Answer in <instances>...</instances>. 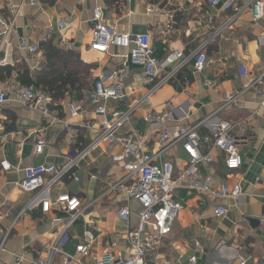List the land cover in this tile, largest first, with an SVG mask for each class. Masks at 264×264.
I'll return each mask as SVG.
<instances>
[{
	"label": "crops",
	"instance_id": "0c3cea01",
	"mask_svg": "<svg viewBox=\"0 0 264 264\" xmlns=\"http://www.w3.org/2000/svg\"><path fill=\"white\" fill-rule=\"evenodd\" d=\"M232 1L237 6L249 0ZM37 2L31 7L28 0H0V82L13 74L17 76L16 70L22 66L30 74L38 71L44 62L41 45L51 41L63 49L59 45V38L63 36L74 45L72 53L76 60L91 66L89 87L81 93L74 92L59 104V108H53L60 118L68 117L67 103L80 108L81 116L74 121L78 127L69 133L60 125L50 124L35 111L16 104L0 106V264H35L44 245L60 229L50 226L48 216L41 215L38 209H27L30 196L16 185L23 179L25 167L63 165L72 144L81 148L95 138L97 116L87 99L94 82L101 77L106 85L118 84L124 94L118 102H108L110 107L125 111L140 104L131 127L147 140L150 153L154 152V137L161 127L144 124L141 115L146 110L163 111L166 102L171 103L180 124L193 126L207 118L226 121L234 125V135L239 139L242 157L239 170L228 171L222 156L215 152L216 164L203 165L200 172L230 186L238 183L240 197L215 200L185 189L176 191L174 198L184 205V210L157 255H148L146 264H187L193 255L197 256L198 264H240V258L245 260V264H263L264 224L260 218L264 213V108L259 107V93L264 92V16L255 27L250 25L248 12L230 21L232 11H223L220 6L210 8L206 0ZM95 7L100 8L106 24L118 32L148 35L153 57L157 60L180 51L185 57H190L187 64L179 70L178 62L171 65L169 69H177L174 78L144 100L150 85L142 69L124 61V50L110 49L103 55L89 50L91 17ZM12 21L13 26L6 36ZM207 40L209 43L204 48L206 66L202 73L196 74L193 72L194 57L191 56ZM21 42L37 45L39 52L31 55L21 50ZM123 65L127 67L126 74L118 79H109V75ZM242 67L249 77H262V81L243 93L236 103L223 108L226 93L241 92L247 83L248 77L240 74ZM8 69L14 71L6 76ZM206 81L212 86L205 87ZM199 133L206 135L208 130L203 127ZM38 140L45 143L39 156L33 153V145ZM201 152L205 153L206 149L201 148ZM160 160L171 163L177 172L186 166L188 156L183 144L179 143ZM87 172L109 180L120 176L118 167L110 162L108 148L101 145L89 154L82 169L76 172L78 183L65 179L54 191L90 201L101 187L98 182L89 181ZM218 205L227 208L224 218L215 219L213 216ZM131 207L132 224H135L139 207L136 203ZM108 218L111 228L107 227ZM83 225L109 235L120 236L125 231V226L115 217V207L109 202L89 209L74 231L80 232ZM200 225L208 229L207 233L200 230ZM195 242L203 253L195 248ZM120 244L122 253L127 256L126 244L122 241ZM67 250L72 251L71 245Z\"/></svg>",
	"mask_w": 264,
	"mask_h": 264
},
{
	"label": "built area",
	"instance_id": "2783aa9c",
	"mask_svg": "<svg viewBox=\"0 0 264 264\" xmlns=\"http://www.w3.org/2000/svg\"><path fill=\"white\" fill-rule=\"evenodd\" d=\"M28 3L34 7L38 2L28 0ZM206 3L213 9L220 6L223 11H232L230 21L248 12L252 27L258 25L264 16L262 0H249L237 6L232 0H206ZM91 23L89 50L102 55L107 54L110 49L124 50L126 52L123 56L124 61L142 69L150 85L144 100L168 84L174 78L177 69L187 64L190 58L185 57L180 51H175L163 60H157L153 57L151 39L148 35L118 32L106 24L99 7L92 10ZM12 26L13 21L5 32L6 36ZM208 43V40L203 42L191 56L194 57L193 72L196 74L202 73L205 69L204 48ZM59 45L66 51L74 50V45L63 36L59 38ZM20 49L31 55L39 52L37 45H28L26 42L20 43ZM175 62H178L177 69H169ZM126 68L123 65L111 73L109 79L122 77L126 74ZM240 74L248 77L247 83L241 92L226 93L223 108L236 103L243 93L254 89L262 81V77L256 79L249 77L244 67L240 69ZM204 86L208 88L212 84L206 81ZM121 90L118 84L106 85L102 77L95 81L93 91L87 99L97 116L95 138L81 148L72 144L63 165L25 167L22 172L23 179L16 186L30 196L26 208L38 209L41 215L48 216L50 226L60 227L54 237L44 245L35 264H146L148 255H157L164 239L171 233L180 213L184 210V205L174 198L176 191L185 189L215 200L225 198L235 200L240 197L238 183L230 186L226 182H217L210 175L203 176L200 172L203 165L216 164L215 152L222 156L224 167L228 171L240 169L242 157L239 139L234 135V125L207 118L193 126H184L178 122L171 103L166 102L163 111L146 110L141 115L144 124L161 127L154 137V152L150 153L147 140L131 127L140 104L137 103L125 111L108 105V102H118L124 98ZM259 97V107L264 108V92L259 93ZM4 104H16L26 110L35 111L50 124L62 126L67 133L78 127L74 121L81 116L80 108L70 102L65 105L68 117H58L53 111L54 104L50 96L33 85L21 84L15 74L0 82V106ZM203 127L208 130L206 135L199 133V129ZM179 143L183 144L188 161L183 169L176 172L171 163L160 159ZM101 145L108 148L110 162L118 167L119 178L109 180L87 172L89 181L98 182L101 187L97 196L90 201L68 193H56L54 191L56 186L65 179H70L74 183L79 182L76 172L82 169L89 154ZM44 147V141H36L33 145L34 155H41ZM203 147L206 149L205 153L201 152ZM113 149L116 151L113 152ZM6 167L10 168L9 165ZM104 202H109L115 207L116 219L125 226L122 235H109L99 230L95 231L96 229L87 225H83L80 232L74 231L76 224L84 219L89 209ZM132 203L139 207L135 224H132ZM227 212V208L218 205L213 210V216L215 219H221ZM62 215L66 218L64 219ZM260 222L264 224V213ZM199 228L203 233L208 231L204 225H200ZM121 241L128 248L127 256L121 251ZM69 245L72 247L71 252L67 250ZM195 248L200 254L203 253L197 242ZM262 260L264 264V254ZM187 264H198L197 256L188 258ZM240 264H245L243 258H240Z\"/></svg>",
	"mask_w": 264,
	"mask_h": 264
},
{
	"label": "trees",
	"instance_id": "16d2710c",
	"mask_svg": "<svg viewBox=\"0 0 264 264\" xmlns=\"http://www.w3.org/2000/svg\"><path fill=\"white\" fill-rule=\"evenodd\" d=\"M40 51L44 62L38 71L30 74L24 66L16 70L21 84L45 91L53 101V108H59V104L74 92L88 89L91 66L77 61L74 53L54 46L51 41L43 43ZM12 70L8 69L6 76Z\"/></svg>",
	"mask_w": 264,
	"mask_h": 264
},
{
	"label": "rangeland",
	"instance_id": "374dc122",
	"mask_svg": "<svg viewBox=\"0 0 264 264\" xmlns=\"http://www.w3.org/2000/svg\"><path fill=\"white\" fill-rule=\"evenodd\" d=\"M57 186H59V185H57ZM103 208H105V207H103ZM107 227H109V228H111V227H112V225H111V222H110V219H109V218L107 219Z\"/></svg>",
	"mask_w": 264,
	"mask_h": 264
}]
</instances>
